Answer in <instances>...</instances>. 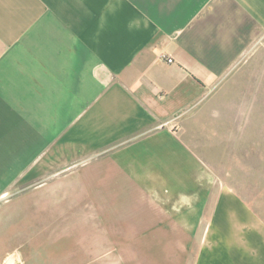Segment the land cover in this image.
<instances>
[{
	"label": "crops",
	"instance_id": "obj_1",
	"mask_svg": "<svg viewBox=\"0 0 264 264\" xmlns=\"http://www.w3.org/2000/svg\"><path fill=\"white\" fill-rule=\"evenodd\" d=\"M263 77L264 0H0V264H264Z\"/></svg>",
	"mask_w": 264,
	"mask_h": 264
},
{
	"label": "rangeland",
	"instance_id": "obj_2",
	"mask_svg": "<svg viewBox=\"0 0 264 264\" xmlns=\"http://www.w3.org/2000/svg\"><path fill=\"white\" fill-rule=\"evenodd\" d=\"M263 82H261V84H259L258 82L254 83V87L255 89H253V91H251V93L253 92V97H254V108H253V112L250 115V120L253 118V121H251L249 128L247 131H244L245 134H248L249 137L254 138V153L255 155H260V158L264 157V127L260 128L258 126H262L264 125V94L262 95L261 93L258 92L259 90V85L262 86L261 90L264 92V77H263ZM241 132V131H240ZM211 149H215L217 151V149H219V147L217 146H213L211 147ZM221 152V149H219ZM264 169V168H262ZM255 170V169H254ZM50 179H35L33 181L30 182V184L26 185L25 188L26 189H31L35 186L41 185V184H50L49 183ZM16 194H1L0 195V202L3 201H7L9 200L12 196H15ZM121 195V198L119 200H117L119 203L124 204L126 206V204L128 203V201L133 200L136 195L134 194H119ZM26 196L24 195H19V197H16L14 199H12L10 202L12 204H14L12 207H16L18 206L17 204H19L20 206L19 209L20 211H22V208L24 205V203L28 202L26 201ZM17 209V210H19ZM17 210H12L13 213H15ZM80 210V209H77ZM33 213V211H31ZM56 213V211L54 209H48V210H42V211H38V215L40 217H44L46 218V220H49V217L53 214ZM60 226H58V223L53 225L52 230L59 228ZM70 226H68L69 228ZM63 228H66L65 226H63ZM75 229L77 227H74ZM79 229L80 230H87V227L85 224H81L79 225ZM32 237V236H31ZM70 243H68L69 245ZM88 245L89 243L86 242V240H82V241H78V242H74L72 243L70 246H68V249H74V250H78V251H86L88 250ZM58 245H55L54 243H46V245L43 246V248L41 249V251L43 250V252H50V251H54L59 250L58 249ZM64 248H66V245L63 244V248L62 250H65Z\"/></svg>",
	"mask_w": 264,
	"mask_h": 264
}]
</instances>
